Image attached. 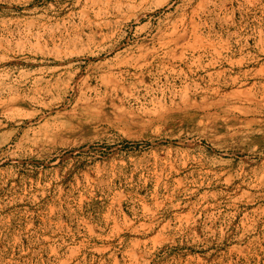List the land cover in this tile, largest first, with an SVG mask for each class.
<instances>
[{
	"label": "rangeland",
	"instance_id": "1",
	"mask_svg": "<svg viewBox=\"0 0 264 264\" xmlns=\"http://www.w3.org/2000/svg\"><path fill=\"white\" fill-rule=\"evenodd\" d=\"M24 1L0 264H264V0Z\"/></svg>",
	"mask_w": 264,
	"mask_h": 264
},
{
	"label": "bare ground",
	"instance_id": "2",
	"mask_svg": "<svg viewBox=\"0 0 264 264\" xmlns=\"http://www.w3.org/2000/svg\"><path fill=\"white\" fill-rule=\"evenodd\" d=\"M30 3H31V0H26L22 3H13V4L6 3V4L7 5H14V8H16L17 6H28ZM22 16H23L22 12L21 13H18V12L15 13V12H12L10 10L3 11L0 14V48L5 47V45L8 44L12 38L15 37V34L20 32L23 28H25L27 26V24H29L33 19V18H31V19L21 18ZM30 16H31V14H30ZM108 81L111 82L110 79H108ZM243 94H245V98H249V96L246 93H243ZM216 96H218V94ZM12 103L16 104V100H11V101L5 103L6 105L5 106L3 105L1 111L2 110L3 111L8 110V108L10 109ZM185 146L186 147H184V148H186V149L185 150L183 149L184 152H187L191 149L190 144H186Z\"/></svg>",
	"mask_w": 264,
	"mask_h": 264
}]
</instances>
